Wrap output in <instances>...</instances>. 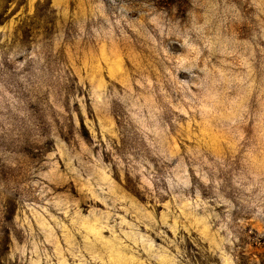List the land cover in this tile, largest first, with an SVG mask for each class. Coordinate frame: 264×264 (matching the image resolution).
<instances>
[{
    "label": "clouds",
    "instance_id": "clouds-1",
    "mask_svg": "<svg viewBox=\"0 0 264 264\" xmlns=\"http://www.w3.org/2000/svg\"><path fill=\"white\" fill-rule=\"evenodd\" d=\"M0 264H264V0H0Z\"/></svg>",
    "mask_w": 264,
    "mask_h": 264
}]
</instances>
